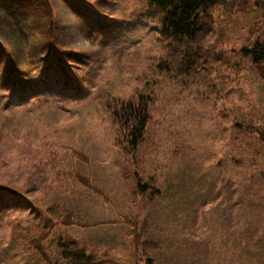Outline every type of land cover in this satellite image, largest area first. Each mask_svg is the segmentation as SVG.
Returning <instances> with one entry per match:
<instances>
[{
    "label": "rangeland",
    "instance_id": "374dc122",
    "mask_svg": "<svg viewBox=\"0 0 264 264\" xmlns=\"http://www.w3.org/2000/svg\"><path fill=\"white\" fill-rule=\"evenodd\" d=\"M22 1L0 0V56L4 50L17 69L6 72L0 63V96L3 86L19 83L24 100L15 105L32 94L20 74L56 81V58L45 67L39 56L40 34L28 38L32 32L25 30L24 40L20 21L6 17L20 16ZM26 1L33 22L45 12L46 32L51 22L58 26L60 52L76 61L68 69L79 87L71 91L98 98L60 101L40 84L39 99L16 112L0 101V190L14 199L0 216V264H15L7 261L8 246L5 260L1 253L16 219L46 208L56 217L63 205L73 214L65 236L106 264H146L135 236L155 264H264V153L256 171L237 161L255 137L248 126L264 127V67L255 69L241 55L264 32L263 14L216 10L192 45L201 46L204 60L179 75L162 72L158 63L171 65L190 45L167 40L161 14L145 0H46L49 13L43 0V8L39 0ZM11 5L16 13L5 12ZM138 89L155 103L144 141L131 150L118 143L117 123L104 107L109 97ZM41 108L47 121L38 118Z\"/></svg>",
    "mask_w": 264,
    "mask_h": 264
},
{
    "label": "trees",
    "instance_id": "16d2710c",
    "mask_svg": "<svg viewBox=\"0 0 264 264\" xmlns=\"http://www.w3.org/2000/svg\"><path fill=\"white\" fill-rule=\"evenodd\" d=\"M45 3V9L49 13L50 3L46 0H43ZM151 8H155L161 14L160 25L164 28L165 37L167 40L173 42H178L179 44L186 43L188 48L186 51L180 53L182 56L181 59H176L172 61V64L158 63V69L162 72L171 71L172 69L178 72L179 75H189L191 70L194 69V64H199L204 60V56L201 53V46L192 47L198 39L200 34L204 31V21L214 20L212 19L213 13L216 10H226L229 12L237 11V13L242 14H257L259 16H264V1L261 0H145ZM31 3L38 2V0H30ZM29 2V7H30ZM40 6L43 8L42 0H39ZM21 3H25L26 7L28 1L23 0ZM20 12L18 14L6 15L7 19L10 18L13 22H19L18 27L20 28V33L23 35V39L26 40L25 30L31 31V37H34L35 33H39L41 36L42 43L39 44V56H42L44 59L43 66L47 67V63H50V56L55 57L53 59L55 63L54 73L56 81L51 79L52 83H45L47 78L40 76L36 79L35 82L28 80V76L19 75L20 78L24 79L23 82L32 83L31 86V97L30 101H27L25 104H29L35 99H39L38 87L41 84L45 88H50L51 92L54 94V97H57V100L60 101H94L98 96L89 97V93L86 90L85 93L80 91L73 90L71 88L79 87L75 79L70 75L68 68L75 65L76 63L73 58L66 56L64 53H59V50L56 47V41L58 37L59 28L51 22L50 30L46 32L45 21L41 22V14L38 22H31L33 19L32 13L33 10ZM28 7V8H29ZM4 10V8H3ZM10 13H16V10L13 5L10 6V10H6ZM50 20L52 19L51 14H48ZM262 16V17H263ZM24 20L28 21L29 26H26L27 29H23L21 24ZM40 40V41H41ZM66 53L70 55L72 52L65 49ZM241 55L243 58L248 59L249 64H251L255 69L260 66L264 67V32L258 33V37L253 40V42L246 44L245 47L241 49ZM3 57L6 58L7 63L4 66L3 70L7 72H15L17 69L14 67L15 60L11 56H6V53L2 52L0 56V63H2ZM70 57V59H67ZM179 57V56H178ZM178 60V61H177ZM178 64V65H176ZM184 66V69L182 68ZM44 67V69H46ZM59 69V70H58ZM64 69V70H62ZM180 71V73H179ZM15 74V73H13ZM9 73H4L2 77V83L8 81ZM36 77V76H35ZM16 82L11 86H3L1 89L5 90V93L0 96V101H6L7 106L5 110L7 112H16L23 107V104H18L24 100V92H22L20 84L15 85ZM23 88V87H22ZM49 93V92H48ZM41 96V95H40ZM105 96H102L101 102L104 100ZM127 98L121 97H109L110 100L107 102L104 107L107 111L109 117L117 123V133L120 138H118V143L123 145L125 148L129 147L131 150L137 149L141 142L144 141L145 135L148 132L149 125L152 118V106L155 103L154 97L152 94L146 90H135L126 96ZM100 102V103H101ZM60 104L59 101L56 102ZM38 106L37 109H39ZM58 108L57 110H59ZM47 111H42L40 109L39 119L41 121H47ZM36 120L32 121L30 126V132L32 127L35 124ZM52 123V121H51ZM251 132L255 133L254 140L246 142V155L242 159L237 158L240 166L241 163L246 161V168H252L253 166H258V161L260 160V155L264 153L262 148L264 147V127L250 124L248 126ZM0 129L4 130V127L0 124ZM241 138H235V142H240ZM3 138L0 135V144L2 143ZM254 143L251 145V143ZM2 146L0 147V149ZM239 148V147H238ZM0 154L3 155V150L0 151ZM43 158L40 159L42 161ZM37 162V161H33ZM1 170V168H0ZM254 175V174H253ZM253 175L250 176L251 180ZM261 180L264 179V171H262ZM51 178H54L55 175H49ZM9 198L10 201L7 199ZM9 201V202H8ZM28 204L25 201H19ZM14 199L9 197V194L6 190H0V216H2V211L4 208H10L13 205ZM28 204V209H29ZM72 215L69 212V207L67 205L62 206V214L54 217L53 212L46 208L44 211H37L35 217H27L25 219H16L15 225L12 226V232L10 238H5L3 252L1 253V259L5 260L6 256V246L10 249V252L13 253L7 261L12 263L15 260V264H106L99 259V257L93 252L89 251L86 244L80 240L72 237H66L65 231L62 229L66 225H72ZM4 221V220H3ZM148 222V221H147ZM147 222H142V228H144V234L147 233L145 229L147 227ZM61 224V225H60ZM134 240L136 242L137 251L143 256L141 259L145 258L146 264H155L153 258L146 257L148 255L146 248L141 246L139 243V237L135 236ZM149 242L145 241L144 244ZM104 256H107V253H104Z\"/></svg>",
    "mask_w": 264,
    "mask_h": 264
}]
</instances>
